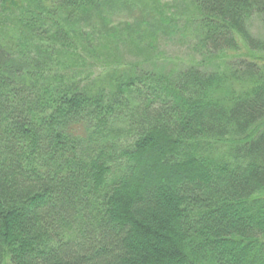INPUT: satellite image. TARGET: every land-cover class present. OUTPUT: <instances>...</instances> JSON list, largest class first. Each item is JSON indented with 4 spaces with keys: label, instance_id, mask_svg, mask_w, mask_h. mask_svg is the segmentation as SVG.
Returning a JSON list of instances; mask_svg holds the SVG:
<instances>
[{
    "label": "trees",
    "instance_id": "obj_1",
    "mask_svg": "<svg viewBox=\"0 0 264 264\" xmlns=\"http://www.w3.org/2000/svg\"><path fill=\"white\" fill-rule=\"evenodd\" d=\"M157 2L0 0V264H264V0Z\"/></svg>",
    "mask_w": 264,
    "mask_h": 264
},
{
    "label": "rangeland",
    "instance_id": "obj_2",
    "mask_svg": "<svg viewBox=\"0 0 264 264\" xmlns=\"http://www.w3.org/2000/svg\"><path fill=\"white\" fill-rule=\"evenodd\" d=\"M157 1V0H155ZM168 1V0H166ZM156 6L162 14H172L170 11L167 9L163 8V0H158L156 3ZM185 8H179L178 12L174 14L175 19L179 18V21L182 20L187 14L188 11H190L189 6L184 4ZM164 14V15H165ZM118 20H114V23H117ZM248 31L251 37H255L257 40L262 42L264 44V25L260 21V19L256 16H254L251 20H249L248 24ZM163 28V29H162ZM166 32L170 33L169 31H166L165 26L161 27L159 32H158V38L157 40V51L155 52V55L157 57L158 54H160V57L158 60L161 59L162 63L166 67L167 64L172 66L173 64H177L178 66H188L189 64H195V65H200L204 68L207 69H215L219 73L223 74L226 72V66L229 61H231V57H225V59L222 57L221 59H218L219 57L215 58L216 56H205L203 53H201V50L195 48L194 42H191V44H185L180 40V35L177 34H172L176 38L172 40V38L166 36ZM135 59H140V58H135L133 56V53L130 54L127 52V48L123 47V44L119 47V53H112V56L109 58V61L111 62H118L119 64L115 65H108L106 64V60L101 58V63L106 66V69H111L116 66H121V68L126 67L124 62L130 61V60H135ZM121 63V64H120ZM170 66V67H171ZM150 68V67H149ZM249 84H235L233 88L230 90L232 92H237V93H245ZM264 127V122L261 123V125L256 128V131L259 128Z\"/></svg>",
    "mask_w": 264,
    "mask_h": 264
}]
</instances>
